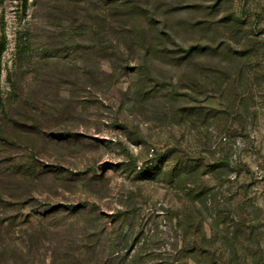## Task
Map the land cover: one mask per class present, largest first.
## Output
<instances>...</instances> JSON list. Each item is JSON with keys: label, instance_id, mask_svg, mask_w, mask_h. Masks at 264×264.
<instances>
[{"label": "rangeland", "instance_id": "rangeland-1", "mask_svg": "<svg viewBox=\"0 0 264 264\" xmlns=\"http://www.w3.org/2000/svg\"><path fill=\"white\" fill-rule=\"evenodd\" d=\"M0 264H264V0H0Z\"/></svg>", "mask_w": 264, "mask_h": 264}]
</instances>
